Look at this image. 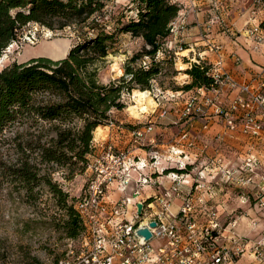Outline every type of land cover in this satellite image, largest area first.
<instances>
[{"label":"built area","instance_id":"obj_1","mask_svg":"<svg viewBox=\"0 0 264 264\" xmlns=\"http://www.w3.org/2000/svg\"><path fill=\"white\" fill-rule=\"evenodd\" d=\"M104 1V11L119 2ZM171 1L182 6L171 23V35L177 36L187 27L183 13L185 4L194 8L196 0ZM222 21L220 14L211 15L202 25L204 39L210 38L213 26ZM240 33L251 40L253 49L259 50L264 45L263 21L248 25ZM208 45L215 54L214 59L196 63L203 62L209 67L214 84L194 87L184 101L180 118L191 122L196 117L209 119L218 115L224 120L220 139L232 137L240 130L256 146L264 141V73L257 81H241L224 67V46L216 42H208ZM236 60L239 57L236 56ZM225 89L236 92L228 105L221 99ZM167 113L163 110L161 116ZM153 129V124L138 127L133 131L134 141L143 143ZM181 141L191 148L197 146V137L188 129L181 130ZM150 143H156L155 138H150ZM206 147L204 144L203 149ZM162 160L154 152L144 157L132 156L124 150L115 152L111 146L102 155L89 160L88 169L92 174L84 196L75 202L86 228L79 237V246L71 243L66 255L53 264H232L245 253L248 250L246 237L233 230L237 218L223 225L217 207L210 202L219 195L223 184H227L253 191L256 201L264 208V171H258L261 168L258 156L249 154L239 164L231 165L224 155L217 153L201 160L198 171L167 172L171 179L168 187L155 176L161 174ZM187 165L182 159L176 164L179 168ZM147 169L152 172L145 173ZM111 185H117L122 192L112 204L108 201ZM145 185H153L155 191L143 196ZM248 197L249 193L240 195L241 201ZM135 198L132 218H129V205ZM177 199L181 200L178 212L174 211ZM152 221L156 222L155 227L150 226ZM110 222H113L111 226ZM143 227H148L152 233L147 241L137 233ZM227 229L231 232L229 236L225 234ZM154 240L158 244H154ZM249 251L258 261L264 262L263 240L256 242Z\"/></svg>","mask_w":264,"mask_h":264},{"label":"trees","instance_id":"obj_2","mask_svg":"<svg viewBox=\"0 0 264 264\" xmlns=\"http://www.w3.org/2000/svg\"><path fill=\"white\" fill-rule=\"evenodd\" d=\"M130 3L135 6L129 11L134 9L135 13L117 18L108 30L94 16L103 12L104 0H0V56L32 22L51 29H63L75 22L83 24L87 33L63 58L34 56L14 61L0 71V177L8 178L29 198H34L38 187H46L63 212L60 227L70 238H78L86 228L75 208L84 193L70 197L53 180L51 169L64 168L70 178L85 172L95 149L94 133L101 125L112 123L113 110L125 108L124 93L152 90L168 66L175 75L180 71L174 54L165 50L164 44L182 6L171 0ZM120 33L142 37L145 47L126 60L120 78L105 83L99 77L98 63L109 54ZM161 52L165 55L159 58ZM184 72L190 81L174 90L214 84L203 62L192 63ZM9 132L13 136H8ZM8 144L21 156L15 164L5 160L1 151ZM188 165L171 166L165 172L184 171Z\"/></svg>","mask_w":264,"mask_h":264},{"label":"rangeland","instance_id":"obj_3","mask_svg":"<svg viewBox=\"0 0 264 264\" xmlns=\"http://www.w3.org/2000/svg\"><path fill=\"white\" fill-rule=\"evenodd\" d=\"M128 2L129 0H119L118 3L106 11H104L103 7V12L97 13L94 16L96 20L107 25L108 30H112L111 28L114 26L117 18L121 19L126 14L129 16L135 13L134 9L129 11L130 6L134 8L135 5L128 4ZM250 2H253V0H250ZM124 3L127 4L125 5ZM118 6L123 9V12H121ZM117 7L119 9H116ZM256 7L262 8L264 6H262L261 2L256 3ZM247 26L238 27L239 30L235 29L234 33L239 34ZM83 29V24H76L75 22L63 29H51L35 22L29 23L22 28L19 39L12 42L0 56V71L14 61H26L36 55L40 56L44 54L52 58L66 56L71 46L80 41L84 34H87L84 32L85 29ZM89 34L92 35V33ZM169 39L170 37L165 41L164 48L170 51L171 55L174 54L175 66L180 71L175 75L173 69L168 66L166 73L157 77L154 82V88L146 90L147 94L145 96H139L138 93H134L135 90L131 93L125 92L123 95V100L126 102L125 108L113 110L111 113L112 123L100 126L102 128L100 136L104 135V127L107 126H109L110 135L105 139L100 140V138L96 141L95 138L99 136H96L94 133L93 141L94 145L96 143L97 146L89 156L90 160L102 155L109 146L115 152L124 150L132 156H145L154 151L163 160H170L171 157L179 156V158H183L186 152L195 157L198 148L188 147L184 141L179 142V135L184 127L172 122L167 124L160 122L162 119L168 122V117L171 116L170 113L174 111L177 114H181L184 101L194 91V88L190 90L173 89L177 85L182 86L190 81V76L184 72V69L189 67V65H185L189 61L184 53H176L178 49L175 47V43L168 42ZM182 45L184 48L189 46L186 42H182ZM144 47L145 43L142 37H135L130 33L118 34L116 42L109 50V54L98 63L100 79L108 83L110 80L120 78L124 72L123 65L126 60L135 53L142 51ZM184 50L179 51L183 52ZM164 55L161 52L159 58ZM153 100L155 103H152ZM163 110H167L168 113L161 116ZM150 121L152 123H149ZM149 124H153L154 129L152 132L157 126H163V128L174 127L172 128V134H169L170 136L176 135L173 137L175 142L173 148L170 149L171 151L168 152L167 149L163 150L159 146L160 143L168 140L164 129L157 131V134L153 137L149 136L152 133L150 132L143 143H136L134 141L133 131L138 127ZM105 129L108 130V127ZM124 129L131 131V139L127 136L128 131H122ZM112 131H115V135H111L113 134ZM7 135L13 136V133L9 132ZM150 138H155L156 143H150ZM127 139L130 140L127 141ZM1 151L4 154L5 160H8L12 164L21 160V156L14 145L8 144ZM203 157L205 156H199L198 159ZM34 161L36 162L35 159ZM198 161L193 163L186 161L185 163L189 164L188 170H192V172L198 171L201 167ZM171 166L172 163L168 164V167ZM41 168L44 170V167ZM51 171H53L51 172L53 180L69 192L70 197H76L84 193L92 174V170L87 169L85 172L70 178L68 177L67 170L64 168L55 167ZM164 173L167 172L164 170ZM233 188L236 190L235 192L239 198L243 192H251L253 200H257V195L253 191ZM129 190L130 194H132L133 188L130 187ZM33 197L29 198L25 191L21 190L19 186L14 185L8 178L0 177V264H53L57 259L63 258L66 255L71 243H74L76 247L79 246L80 236L78 238H70L62 231L60 225L63 223V212L56 205V201L48 189L46 187H38L34 191ZM136 201L137 198L130 202L128 209L129 218H132L133 204ZM175 211L178 212V208ZM153 243L155 244L156 241L154 240Z\"/></svg>","mask_w":264,"mask_h":264},{"label":"crops","instance_id":"obj_4","mask_svg":"<svg viewBox=\"0 0 264 264\" xmlns=\"http://www.w3.org/2000/svg\"><path fill=\"white\" fill-rule=\"evenodd\" d=\"M253 2H250V0H196L194 8L189 6V4H185L183 13L187 27L180 31L177 36L171 35L168 42L175 43V47L178 49L176 53H184L189 60L185 65L189 66L198 60H213L215 54L209 50L208 42L220 43L225 48V69L231 71L241 81H257L263 77L262 73H264V45L259 50H255L252 47L250 39L241 33H234L235 29L239 30L238 27L242 28L246 25L264 21V7H256V2ZM215 14H220L223 21L213 26L210 38L204 39L202 25L211 15ZM243 31L242 29L240 32ZM182 42H186L189 45L185 47V50ZM181 48H183V52L179 51ZM236 56L239 57L238 61L236 60ZM235 93L228 89L223 90L221 94L223 104L228 105ZM152 103H155L154 100ZM170 115L168 122L165 119H162L160 122L164 124L172 122L179 126L182 125L184 129H188L191 134L197 137V147L195 148H198V151L195 157L186 152L183 158H179V156L173 157L172 160H162L161 165L164 166L160 165L159 173L161 172V174H156L155 176L159 180L164 181L166 187L171 182L167 173H164L168 164L172 163V166H174L177 164L178 159L193 163L198 160H205L219 152L222 155L224 154V157L231 165H237L249 154H255L258 156L259 162H261V168L258 171H264V141L255 146L240 130L236 131L232 137L227 136L224 139H220L218 136L224 130V120L218 115H212L209 119L196 117L191 122H188L186 118L181 119V115L175 111L170 113ZM107 127L108 130L105 129ZM107 127H104V135L95 138L96 141L100 138V140L105 139L110 135L109 126ZM172 128L174 127L163 128V126H157L149 136L153 137L157 134V131L164 129L168 140H165L163 143L159 142V146L161 149H167L169 152L175 142L173 137L176 136H170ZM122 131H128L127 136L131 139L130 130L124 129ZM112 132L113 134L111 135H115V131ZM130 139H127V141ZM204 144H207V147L203 149ZM96 146L97 144L95 143ZM199 156L205 157L198 159ZM144 172L149 174L152 171L147 169ZM230 187L227 184H223L220 194L210 203L217 207L220 221L223 225H226L231 218H237L238 223L233 230L236 234L244 236L247 239L248 250L236 258L232 264H264V262L258 261L255 255L249 251L256 242L260 240L264 242V208L257 201L253 200L251 192H249V197L246 201H241L235 192L236 190ZM146 189L148 190L146 191ZM154 191L153 185H145L142 188V195L148 196ZM121 195L122 192L118 189L117 185H111L109 189V203H114ZM180 204L181 200L177 199L174 203V211L177 208L179 210ZM112 224L113 222L109 223L110 226ZM225 234L227 236L231 235L230 229H227ZM156 244H158L157 241Z\"/></svg>","mask_w":264,"mask_h":264},{"label":"water","instance_id":"obj_5","mask_svg":"<svg viewBox=\"0 0 264 264\" xmlns=\"http://www.w3.org/2000/svg\"><path fill=\"white\" fill-rule=\"evenodd\" d=\"M65 57V56H64ZM52 58V57H51ZM60 58H63V57H60ZM60 58H53V59H60ZM143 206L142 204L140 203L139 204V209L142 210ZM150 226L151 227H155L156 226V222L155 221H152L150 223ZM138 235L143 237L146 241L151 239L152 238V233L151 231L149 230L148 227H143V228H140L138 231H137Z\"/></svg>","mask_w":264,"mask_h":264},{"label":"bare ground","instance_id":"obj_6","mask_svg":"<svg viewBox=\"0 0 264 264\" xmlns=\"http://www.w3.org/2000/svg\"><path fill=\"white\" fill-rule=\"evenodd\" d=\"M147 91H145V92H142V91H138V90H135L134 91V93H138V95L139 96H145L147 93H146ZM148 93H149V91H148ZM138 95H136V96H138ZM147 98V97H146ZM145 98V99H146ZM142 100V99H141ZM140 101V100H139ZM146 101H147V99H146ZM148 102V101H147ZM143 103V102H142ZM151 105V104H150ZM101 132H102V128H98L96 131H95V134H96V136H100V134H101Z\"/></svg>","mask_w":264,"mask_h":264}]
</instances>
